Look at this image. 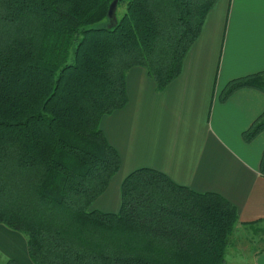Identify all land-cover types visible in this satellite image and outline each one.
<instances>
[{
	"label": "trees",
	"instance_id": "trees-1",
	"mask_svg": "<svg viewBox=\"0 0 264 264\" xmlns=\"http://www.w3.org/2000/svg\"><path fill=\"white\" fill-rule=\"evenodd\" d=\"M114 1L121 19L89 28ZM216 1L0 0V225L24 236L33 264H226L238 215L218 195L138 169L116 214L91 209L120 169L99 125L126 106L127 72L163 90ZM244 88L264 93V72L221 101ZM263 131L264 112L242 137Z\"/></svg>",
	"mask_w": 264,
	"mask_h": 264
},
{
	"label": "crops",
	"instance_id": "crops-1",
	"mask_svg": "<svg viewBox=\"0 0 264 264\" xmlns=\"http://www.w3.org/2000/svg\"><path fill=\"white\" fill-rule=\"evenodd\" d=\"M262 72L264 0H217L168 86L157 91L143 68L127 72L126 106L99 125L120 169L91 209L116 214L123 180L151 169L196 194L222 197L237 211L235 231L264 228V131L250 142L242 137L264 112V93L244 88L221 101L231 81ZM0 245L2 264H33L24 236L2 225ZM257 247L251 264H264V241Z\"/></svg>",
	"mask_w": 264,
	"mask_h": 264
},
{
	"label": "rangeland",
	"instance_id": "rangeland-1",
	"mask_svg": "<svg viewBox=\"0 0 264 264\" xmlns=\"http://www.w3.org/2000/svg\"><path fill=\"white\" fill-rule=\"evenodd\" d=\"M124 13L125 5H116L111 17H107L89 28L102 29L112 27L115 22L121 19ZM262 228L263 226L259 225L235 231L231 237L226 264H251L253 253L258 248L257 245L264 241V228ZM0 250H3L1 245ZM0 264H2L1 261Z\"/></svg>",
	"mask_w": 264,
	"mask_h": 264
},
{
	"label": "water",
	"instance_id": "water-1",
	"mask_svg": "<svg viewBox=\"0 0 264 264\" xmlns=\"http://www.w3.org/2000/svg\"><path fill=\"white\" fill-rule=\"evenodd\" d=\"M116 5H117V2H116V1H114V2L110 5V7H109V11H108V17H111V16L113 15L114 10H115V8H116Z\"/></svg>",
	"mask_w": 264,
	"mask_h": 264
}]
</instances>
